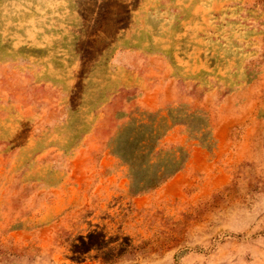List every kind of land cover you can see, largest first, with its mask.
Listing matches in <instances>:
<instances>
[{
  "label": "rangeland",
  "instance_id": "374dc122",
  "mask_svg": "<svg viewBox=\"0 0 264 264\" xmlns=\"http://www.w3.org/2000/svg\"><path fill=\"white\" fill-rule=\"evenodd\" d=\"M262 1L0 0V264H264ZM174 110L213 145L135 193Z\"/></svg>",
  "mask_w": 264,
  "mask_h": 264
},
{
  "label": "trees",
  "instance_id": "16d2710c",
  "mask_svg": "<svg viewBox=\"0 0 264 264\" xmlns=\"http://www.w3.org/2000/svg\"><path fill=\"white\" fill-rule=\"evenodd\" d=\"M177 113L178 112H175V110L171 111L169 117L163 119L164 122H168V120L172 122L171 125L166 126V129H162L158 126L152 128L150 135L153 140L150 138L147 139L149 141V144L147 143L148 147L145 145L142 146L151 153L146 162L140 164L136 161H126L133 170L131 178L135 193L147 192L159 188L185 167L188 156L184 154L183 149H158L161 139H163L175 125H186L191 137L199 140L205 147L210 148L213 145L212 137L209 136L207 126L203 125V116H201L200 113L193 112L188 114L187 117H182ZM144 142H146V140ZM146 167L155 169L156 172L150 175L138 174V170ZM108 243L106 235L100 231H91L86 236L81 235L73 244L72 259L83 261L85 258L83 254L93 249H101ZM80 246L84 247L86 251H79Z\"/></svg>",
  "mask_w": 264,
  "mask_h": 264
}]
</instances>
